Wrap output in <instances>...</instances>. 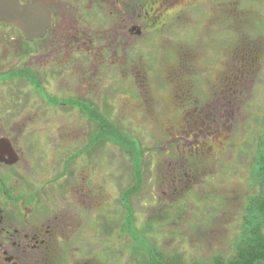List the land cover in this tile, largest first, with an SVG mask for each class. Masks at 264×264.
I'll return each mask as SVG.
<instances>
[{"label": "rangeland", "instance_id": "rangeland-1", "mask_svg": "<svg viewBox=\"0 0 264 264\" xmlns=\"http://www.w3.org/2000/svg\"><path fill=\"white\" fill-rule=\"evenodd\" d=\"M169 11L162 28L126 43V58L109 55V67L94 69L91 96L106 99L110 121L144 150L142 187L128 204L133 158L114 142L103 145L106 132L93 129L92 157L77 165L90 180L78 211L93 218L92 232L81 223L92 245L77 247L105 264L145 262L150 248L186 263L231 258L248 199L258 193L252 172L264 120V0H178ZM53 37L46 45H56ZM38 62L25 59L37 71ZM29 100L28 116L38 110ZM59 108V115L67 110ZM59 115L52 125L74 130ZM192 118L199 126H187ZM73 119L81 147L84 127L95 124L80 112ZM50 176L39 175L37 185Z\"/></svg>", "mask_w": 264, "mask_h": 264}, {"label": "flooded vegetation", "instance_id": "flooded-vegetation-1", "mask_svg": "<svg viewBox=\"0 0 264 264\" xmlns=\"http://www.w3.org/2000/svg\"><path fill=\"white\" fill-rule=\"evenodd\" d=\"M20 1L49 6L53 26L44 38L28 42L16 27L0 24V264H105L86 247L84 253L77 247L93 243V234L83 237L81 224L86 221L87 231L92 232V215L79 213L76 203L77 197H90L81 195L90 180L78 174L77 165L82 160L88 165L92 157L95 127H84L83 144L78 147L73 118L80 112L92 125L93 109L107 117L106 99L91 96L94 69L109 67V55L126 58V43L144 31L162 28L160 19L178 0ZM50 37L55 46L46 45ZM34 55L38 71L25 63ZM31 97L38 110L28 116L25 104ZM56 107L60 112L67 109L60 115L70 119L74 130L68 131L66 123L52 125L59 115ZM26 115L29 121L24 123ZM55 164L59 172L48 173ZM44 172L52 177L38 186ZM81 184L85 187L78 189Z\"/></svg>", "mask_w": 264, "mask_h": 264}, {"label": "trees", "instance_id": "trees-1", "mask_svg": "<svg viewBox=\"0 0 264 264\" xmlns=\"http://www.w3.org/2000/svg\"><path fill=\"white\" fill-rule=\"evenodd\" d=\"M89 113L91 114L90 118L94 122L95 128L107 134L103 145H105L107 140L114 142L120 145L133 158L135 184L126 190L127 192L124 194V200L128 204L131 197L138 194L142 187L143 177L141 163L144 159L142 145L137 139L127 136L125 132L110 121L108 116H103L97 109H93L92 112L90 111ZM189 120L190 119L186 120L187 126L191 121L194 125H198L195 118H192L188 123ZM255 153L256 157L254 161L255 164L253 165L252 178L254 184H256L255 187L258 189V193L248 199L241 232L236 240L234 254L231 258L218 255L213 257L210 262L197 260L186 263V261H184L182 257L179 258L177 254L166 255L161 249L150 248L147 249V261L140 262L139 264H264V120L262 134L260 136L257 152ZM185 162L187 161H182L180 163L185 170L189 167L192 168L191 166H187ZM188 172L189 171L186 173ZM105 222L107 221L105 220ZM105 231H108L106 227Z\"/></svg>", "mask_w": 264, "mask_h": 264}, {"label": "water", "instance_id": "water-1", "mask_svg": "<svg viewBox=\"0 0 264 264\" xmlns=\"http://www.w3.org/2000/svg\"><path fill=\"white\" fill-rule=\"evenodd\" d=\"M49 6L41 3L23 4L20 0H0V24L19 29L28 42L42 39L53 26Z\"/></svg>", "mask_w": 264, "mask_h": 264}]
</instances>
